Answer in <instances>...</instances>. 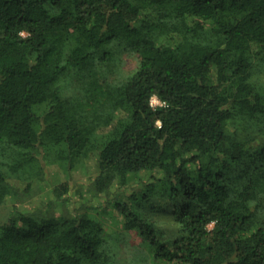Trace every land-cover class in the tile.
<instances>
[{
	"label": "trees",
	"instance_id": "obj_1",
	"mask_svg": "<svg viewBox=\"0 0 264 264\" xmlns=\"http://www.w3.org/2000/svg\"><path fill=\"white\" fill-rule=\"evenodd\" d=\"M8 201L0 264H264V0H0Z\"/></svg>",
	"mask_w": 264,
	"mask_h": 264
},
{
	"label": "rangeland",
	"instance_id": "obj_2",
	"mask_svg": "<svg viewBox=\"0 0 264 264\" xmlns=\"http://www.w3.org/2000/svg\"><path fill=\"white\" fill-rule=\"evenodd\" d=\"M138 56L133 53H126L124 55V71L126 73H129L130 71L134 70L137 67L138 64ZM151 105L153 107L161 106L162 103L160 100H158L156 97H154L151 100ZM112 133V128L102 129L98 132V140L105 139ZM53 170V172H52ZM50 174H56L59 175L60 178H62L64 181L68 180L71 185V191H70V204L71 208H73V212L76 211L77 203L83 202L82 197H87L92 199L93 201L96 199L93 198L91 195L94 193V188L92 187L93 181L97 176V170H96V164L95 160L93 158L85 160L83 164H80V166L75 169L70 174H67L63 168L54 167L51 169ZM69 173V172H68ZM48 183L50 182L47 178ZM51 184V183H50ZM50 188H53L52 185L45 186L44 191L37 197L39 200L43 197L45 199L48 197V193L50 192ZM99 201H103V198H100ZM37 203V202H35ZM39 203V202H38ZM100 203H97L99 205ZM32 203H25L22 205V207L25 206L26 210L32 209L34 206ZM14 209V202L8 201L4 202L2 205H0V224L4 223V221L7 220L9 215L12 213ZM58 214H61L60 208L57 210ZM101 217L105 221L106 228H108L109 231H121V223L120 219L115 216L113 213H110L108 209H103L101 212ZM213 225H210V228H212ZM134 242H138V238L134 240Z\"/></svg>",
	"mask_w": 264,
	"mask_h": 264
}]
</instances>
